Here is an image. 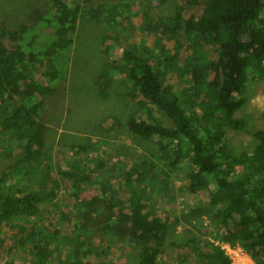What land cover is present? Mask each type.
Here are the masks:
<instances>
[{
	"label": "trees",
	"instance_id": "trees-1",
	"mask_svg": "<svg viewBox=\"0 0 264 264\" xmlns=\"http://www.w3.org/2000/svg\"><path fill=\"white\" fill-rule=\"evenodd\" d=\"M48 1L51 3L50 11L54 12L55 28L52 34L54 41L45 52L25 50L19 43L24 32L0 31V145L15 143L17 149L25 154L26 164L35 161L40 170L45 168V173L38 178L39 187L29 189L24 186L3 197L0 204L1 227L13 219L40 218L48 211L43 204L52 202L60 194L61 181L68 184L66 179L70 178L72 186L77 187L83 180L74 171L65 172L63 178L60 174L56 177L51 171L50 161L49 165L45 164L43 106L46 96L55 89L54 81L59 78L52 52L57 53L59 59V51L67 52L72 48L82 13L80 5L71 6L66 0ZM179 1L184 8L201 6L202 10L189 19L182 18L183 10H179L175 17L161 22L155 19L149 22L142 16L146 19L144 31L154 33L161 42V58L155 54L158 63L151 64L153 51L150 49H147L148 57L144 58L125 51L124 58L129 65L120 69L142 102L160 107L174 127L132 117L128 128L147 140L183 137L194 165L188 175L190 192H209V205L221 208V224H217L230 226L222 241L230 246H241L256 264H264V130L252 133L256 141L254 149L241 154H235L231 149L226 130L247 131L246 121L238 119L236 114L247 102L251 67L260 68L264 73V19L261 17L264 0ZM102 11L106 9L101 7ZM100 13L92 17L99 20ZM119 17L118 20L117 17L112 19L117 25L122 23L124 16ZM164 38L174 41V51L164 47ZM183 48L190 53L180 67L177 65ZM212 49L218 53L216 60L210 58ZM166 52H169V57L163 58ZM173 70L181 76H189L194 94L205 93L209 104L204 102L211 115L199 120L213 123L217 127L215 131L207 130L200 122L195 123L180 103L171 99L172 86H165L164 82L167 72ZM38 72L46 83L37 78ZM147 166L140 164L136 167L139 184L151 181L154 176L146 171ZM234 166L241 170L231 171ZM51 185L58 191L53 188L47 191ZM213 185L215 190H212ZM114 206L100 197L81 200L75 205L74 228L61 245L58 238L61 231L58 229L50 232L39 226H21L20 230L29 231L32 235L25 236L32 240L31 249L26 248L27 253L36 257L34 264H93L89 260L93 253V237L100 233L120 242L133 241L139 249L137 264H163L158 258L167 240L178 234L180 226H189L187 216L183 221L160 217L155 208L136 195L130 198L127 207L121 205L119 215ZM201 211L209 214L211 209ZM199 212L197 210L190 218L200 221L202 216ZM197 242L198 238L189 237L184 242L190 250L187 263L232 264L219 244L210 240L204 242L203 237ZM203 243L208 251L201 249L203 259H198L193 248L195 244L203 246ZM0 264L7 263L0 260Z\"/></svg>",
	"mask_w": 264,
	"mask_h": 264
},
{
	"label": "rangeland",
	"instance_id": "rangeland-1",
	"mask_svg": "<svg viewBox=\"0 0 264 264\" xmlns=\"http://www.w3.org/2000/svg\"><path fill=\"white\" fill-rule=\"evenodd\" d=\"M66 1L71 6L80 5L82 13L72 48L67 52L59 51V59L58 54L52 52L59 78L54 81L55 89L46 96L43 106L45 164L49 165L50 161L56 177L60 174L63 178L65 172L74 171L83 180L77 187L72 186L70 178L66 179L68 184L61 181L60 194L52 202L43 204L48 211L40 218L22 217L3 223L2 227L0 224L1 263L34 264L36 257L26 251L32 247V240L25 237L32 236L31 232L20 230L21 226H39L50 232L58 229L61 245L74 228L75 205L81 200L103 198L115 205L114 211L119 215L121 205L127 207L130 198L136 195L155 208L160 217H170L171 221L175 218L183 221L188 217L189 226H180L178 234L167 240L158 258L163 264H195L193 261L187 263L190 251L184 244L187 237L198 238L197 243L203 237L204 242L210 240L219 244L232 264H256L241 246H230L222 241L230 226L218 225L221 224V208L209 205V192H190L188 175L194 165L185 139L153 137L147 140L128 128L132 117L174 127L160 107L142 102L120 70L129 65L124 58L125 51L144 58L148 57L147 49L152 50V65L158 63L155 54L161 58V42L154 33L144 31L146 19L142 16L149 22L153 19L169 21L183 10L182 18L189 19L201 12V6L184 8L179 0ZM101 7L106 11L101 12ZM50 8L48 0H0V31L24 32L19 43L25 50L45 52L54 41V12ZM96 13H100L99 20L92 17ZM121 15L123 21L117 25L112 19L117 17L118 20ZM261 17L264 19V12ZM163 44L170 51L176 49L174 41L167 38ZM183 45H187L185 40ZM168 53L163 58H168ZM189 53L186 48L180 51L177 66H183ZM217 57L218 53L212 49L210 58L216 60ZM37 78L46 83L39 72ZM164 85L172 86L171 99L179 102L195 123L200 122L209 131L216 130L213 123L201 121L211 115L204 102L208 100L204 92L194 94L189 76L168 71ZM246 99L236 117L246 121L247 131L226 129L227 141L235 154L252 151L256 144L252 133L264 130V73L260 68L249 70ZM24 157L15 143L0 145V179H3L0 181V204L5 195L17 188L39 187L38 178L45 173V168L40 170L35 161L26 164ZM140 164L148 165L146 171L154 175L144 184L136 180V167ZM235 170L241 169L232 167L231 171ZM51 188L58 191L52 185L47 191ZM212 190H215L214 185ZM207 208L211 209L209 214L201 211ZM197 210L202 216L200 221L190 218ZM91 249L89 260L93 264H137L139 258V249L133 241L120 242L100 233L93 237ZM193 249L198 259H203L201 249L208 251L204 243L203 246L195 244Z\"/></svg>",
	"mask_w": 264,
	"mask_h": 264
}]
</instances>
